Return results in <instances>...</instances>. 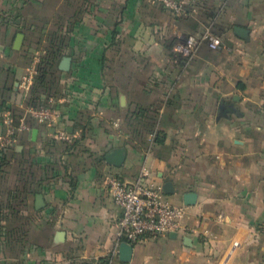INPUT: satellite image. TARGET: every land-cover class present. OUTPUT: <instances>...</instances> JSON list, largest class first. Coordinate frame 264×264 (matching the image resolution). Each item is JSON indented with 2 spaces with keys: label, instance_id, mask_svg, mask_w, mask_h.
<instances>
[{
  "label": "crops",
  "instance_id": "1",
  "mask_svg": "<svg viewBox=\"0 0 264 264\" xmlns=\"http://www.w3.org/2000/svg\"><path fill=\"white\" fill-rule=\"evenodd\" d=\"M184 2L182 17L151 0H74L72 11L61 10L78 16L64 48L72 77L60 98L70 138L32 119L8 148L0 205L14 193L23 201L0 209L14 236L6 245L0 231V264H101L119 252L122 209L107 178L133 182L144 164L156 184H173L166 194L186 206L188 231L135 244L129 264H264V0ZM35 12L44 15L43 36L51 0H0V135L3 112L26 102L17 80L42 40L27 30L38 23ZM208 31L221 48L202 42L190 57L174 51ZM18 33L24 40L15 49ZM154 124L164 139L148 152L140 142ZM114 151L119 164L107 162ZM189 192L193 205L185 204Z\"/></svg>",
  "mask_w": 264,
  "mask_h": 264
},
{
  "label": "built area",
  "instance_id": "2",
  "mask_svg": "<svg viewBox=\"0 0 264 264\" xmlns=\"http://www.w3.org/2000/svg\"><path fill=\"white\" fill-rule=\"evenodd\" d=\"M151 1L160 2L177 17H182L186 13L184 0ZM202 42H206L214 50L223 45L219 36L208 31L201 38L189 36L184 41L178 42L174 51L184 57H190ZM34 73L35 70L32 69L20 82V87L25 94L32 88ZM60 105V100L57 102L51 100L50 106L33 107L23 104L20 107L24 112L20 116H17L13 109H7L3 113L6 130L4 134L0 135V149L7 150L13 146L19 133L30 129V120L32 119L50 128H55L57 135L69 139V132L61 126L63 116ZM113 126L118 131L121 130L120 121H115ZM156 137L157 131L149 134L148 152L155 145ZM107 185L115 203L122 209V216L118 222V233L123 242L135 245L141 241L155 240L173 232L180 234L188 231L184 224L186 206L175 205L169 200L163 187L151 179V170L146 164L142 166L139 176L133 182L123 180L116 175H110L107 178ZM118 253V250H115L101 264H129L121 261Z\"/></svg>",
  "mask_w": 264,
  "mask_h": 264
},
{
  "label": "trees",
  "instance_id": "3",
  "mask_svg": "<svg viewBox=\"0 0 264 264\" xmlns=\"http://www.w3.org/2000/svg\"><path fill=\"white\" fill-rule=\"evenodd\" d=\"M65 45H66V38L62 34L60 35L59 31L52 32V34H50L44 54L41 56V60L37 67L38 73L36 75L35 82L31 89V94L29 95L25 103L26 106H33V107H38L42 105L50 106L51 100H54L55 102L60 100L61 96L58 95L56 92H58L57 83L59 80L58 75L60 74L59 62L65 56V51H64ZM3 106H4V102L3 104H1L0 110H2ZM18 111L19 112H16L17 116L22 115L24 112L23 110H18ZM145 127L146 130H144V132L147 134L157 131L155 144L161 143L163 141L164 135L162 134V132L156 130L155 124L149 126L145 125ZM81 129H82V136L84 137V135L88 131L87 125H83ZM138 134L142 136L144 135L143 131L139 132ZM140 143H142L145 147L148 144L147 139L141 140ZM7 150L0 149V167L7 164V160H8ZM16 194L17 193L11 195L13 198L8 195L7 204L5 206L0 205V209L1 210L2 208L13 209L15 208V206L13 207L14 201L17 200H19V202L23 201L22 199L23 196L20 194L18 195ZM2 222H3L2 219H0V229H1L0 231L2 233H5L4 234L5 244L9 245L10 240H12V238L14 237L12 236L13 231H11V233L5 231L3 229L5 225H2Z\"/></svg>",
  "mask_w": 264,
  "mask_h": 264
},
{
  "label": "rangeland",
  "instance_id": "4",
  "mask_svg": "<svg viewBox=\"0 0 264 264\" xmlns=\"http://www.w3.org/2000/svg\"><path fill=\"white\" fill-rule=\"evenodd\" d=\"M66 6H68L72 11V9L74 7V0H51V15H50V18H48V23L51 24V27L47 28L46 31L43 32V36H42L41 31L38 30V27L40 28L39 24H41V21H43L41 16H44V15H41V13H36V12L34 13V16H35L34 19L38 23L33 22V24H32L33 28L27 29V30H30L34 34H37V33L40 34L39 37L42 40L40 41V43H38V45L29 48L28 53L30 54V60L31 61L28 64V67L25 69V72L23 73V75L20 77L19 80H17V82L19 81V88H21L20 82L22 81L23 77L26 74H28V72L31 71L32 69L35 70V73H34L35 76H34V81H33V84H34L36 75L38 73L37 67L39 64V60H41V56L44 54L45 48L47 46V41L49 39L50 34H52V32H58L59 31L60 35L62 34L65 38L70 36V32H71L70 28L72 27L74 20L77 21L78 16L76 14L74 15V13H72V12L68 13V14H62L61 10H63V8L65 9ZM42 9L40 8L39 10H42ZM64 16H66L68 18H64ZM59 25H61V26H59ZM43 27H44V25H43ZM33 56L37 57V58H33ZM7 71L10 72V70H7ZM60 74H61V94L58 92H56V93L61 96V100H62V98H64L67 95V92L65 90L66 89V80H67V78H70L72 76L70 75L71 74L70 70L68 72H64L63 70H61ZM32 87H33V85H32ZM31 89L27 92V95L25 96L26 101H27L29 95L31 94ZM25 103L26 102H24V104ZM2 225H3V222H2Z\"/></svg>",
  "mask_w": 264,
  "mask_h": 264
},
{
  "label": "water",
  "instance_id": "5",
  "mask_svg": "<svg viewBox=\"0 0 264 264\" xmlns=\"http://www.w3.org/2000/svg\"><path fill=\"white\" fill-rule=\"evenodd\" d=\"M236 32H238L241 35L246 34V30H244L243 28H236ZM23 40H24V34L18 33L16 40H15L14 48L20 49L23 44ZM71 64H72V58L69 56H65L60 63V69L63 71H69L71 69ZM120 158H121V151H114L110 155H108L107 162L110 164H119L121 162ZM163 189L167 194L173 193L174 191L173 184L171 182H166L164 184ZM184 200H185L186 205H193L197 201V194L195 192L186 193L184 195ZM44 205H45L44 196L42 194H38L37 195V208L41 209ZM171 234L176 235V236L178 235L177 232H173ZM60 235L61 234H59V236ZM184 241L188 244L189 242H191V238L185 237ZM133 252H134V245L128 242H122L120 244L119 258L121 261L126 262V263L131 262Z\"/></svg>",
  "mask_w": 264,
  "mask_h": 264
}]
</instances>
